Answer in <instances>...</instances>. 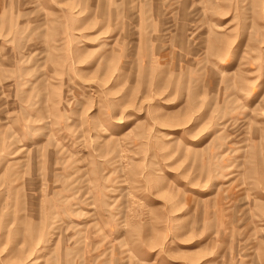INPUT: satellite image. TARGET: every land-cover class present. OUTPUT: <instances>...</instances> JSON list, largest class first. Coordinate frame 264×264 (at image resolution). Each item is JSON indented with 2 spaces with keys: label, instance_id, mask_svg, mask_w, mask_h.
Returning a JSON list of instances; mask_svg holds the SVG:
<instances>
[{
  "label": "rangeland",
  "instance_id": "obj_1",
  "mask_svg": "<svg viewBox=\"0 0 264 264\" xmlns=\"http://www.w3.org/2000/svg\"><path fill=\"white\" fill-rule=\"evenodd\" d=\"M0 264H264V0H0Z\"/></svg>",
  "mask_w": 264,
  "mask_h": 264
}]
</instances>
